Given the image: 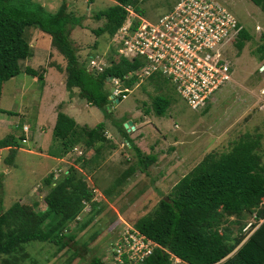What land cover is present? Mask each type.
Returning <instances> with one entry per match:
<instances>
[{
    "label": "trees",
    "instance_id": "obj_1",
    "mask_svg": "<svg viewBox=\"0 0 264 264\" xmlns=\"http://www.w3.org/2000/svg\"><path fill=\"white\" fill-rule=\"evenodd\" d=\"M88 1L91 3L93 0ZM250 1L264 13V0ZM140 2L113 0V4L97 11L93 16L97 20L103 19V23L93 30L95 35L105 36L109 41L126 19L129 7L138 14H144ZM68 5L67 0H62L55 10H49L38 0H0V97L3 83L18 75L21 69L40 81L42 86L47 65L62 70L54 61L46 62V67L44 64L37 69L29 65L19 66V61L32 56L27 38L30 28L50 36L51 46L66 61L63 68L65 89L72 91L77 88L78 95L89 105L106 109L115 101L109 97L110 92L106 89L110 76L120 78L129 88L138 83L136 75L124 78L137 70L138 61L123 58L112 48L107 52L110 65L103 72L93 74L86 69L85 63L78 58L71 36L72 30L81 25L83 16L70 10ZM250 37L242 26L234 41L235 47L241 50ZM92 46L95 50L90 55L98 53V41L95 40ZM145 80L158 91L152 97L151 110L158 116L164 115L172 104L175 89L158 74ZM164 88L165 93L162 92ZM118 98L120 101L121 97ZM1 112L4 111L0 108ZM56 112L52 129V136L60 141V149L54 153L56 157L66 155L78 144L85 150H92L93 154L89 158L78 157L76 166H69L57 177L50 172L43 178L48 190L42 209H36L32 201H15L3 210L0 184V264H18L22 261L28 255L24 247L30 241L52 244L56 246V252L70 247L69 262L83 257L81 248L89 251L86 241L81 248L76 247L77 233L94 223L96 215L104 209L106 200L92 199L91 184L96 185L87 180L81 170L87 169L86 163H93L102 157L105 148L112 149L115 144L105 136L104 122L92 127L79 125L61 110V104H58ZM119 130L134 150L135 161L124 168L106 189L100 190L96 186L105 196L126 185L138 169L147 174L149 166L156 161L154 154L144 153L133 144L122 123ZM21 131L24 132L23 125ZM25 136V133L24 136L20 135V140ZM261 137L259 133H245L227 151L212 149L206 152L150 211L139 217L132 226L155 242L156 246L151 255L134 264H173L175 258L180 260V264H264V162L259 152ZM19 148L20 144L13 133L0 139V150L8 151L4 158L7 164L13 163ZM154 190L159 189L155 187ZM85 201L90 203L87 211ZM248 215L253 217L251 227L255 229L241 243L245 236L242 229L247 223L243 220ZM230 216L234 217L233 221L228 220ZM224 221L231 225L238 224V235H232V227L221 226ZM97 231L92 234L91 240L96 238ZM110 243L112 249L115 242ZM122 258L124 264H129L126 254ZM111 260L115 261L113 255ZM90 263L103 264L101 255H92Z\"/></svg>",
    "mask_w": 264,
    "mask_h": 264
},
{
    "label": "rangeland",
    "instance_id": "obj_2",
    "mask_svg": "<svg viewBox=\"0 0 264 264\" xmlns=\"http://www.w3.org/2000/svg\"><path fill=\"white\" fill-rule=\"evenodd\" d=\"M61 1L54 0L52 9L55 10ZM176 1L141 0L140 7L144 11L142 16L148 21L158 19ZM218 1L230 9L240 25L251 36L245 41L241 50L235 46L231 48L229 45L227 56L232 68V80L224 83L215 92L214 99L208 102L206 109H192L176 91H173L172 104L162 116L156 115L150 108L152 97L158 91L152 83L146 80L134 84L126 98L112 102L106 109L89 105L77 94L76 89L73 94H70L71 91H67L64 86L63 68L66 61L51 46L50 36L36 28H30L27 31L32 56L19 61V66L29 65L37 69L44 66L45 62L54 61L62 67V70L58 72L53 67L49 71L47 80L52 82L50 83L52 91L43 88L40 81L26 74L22 69L18 75L3 83L0 108L4 112L0 113V139L8 133H13L20 144L12 164L4 161L8 154L7 149L0 150L3 210L15 201H32L36 204V209L43 208L45 206L44 195L48 190L43 178L50 172H54V169L58 171L63 169L56 167L51 171L57 160L48 156L56 157L54 153L60 149V141L52 136L53 128L40 131L36 125L38 110L40 114L45 112L46 121H51L49 114L54 101L63 99V111L68 112L79 125L92 127L98 122H104L110 130V135L116 140L115 142L112 138H108L117 147L105 148L102 157L100 156L93 163H86L87 169L83 168L87 179L94 182L96 186L98 185L100 190L111 185L122 170L135 161L134 150L126 143L119 130L121 123L124 127V123L128 120L133 122L136 131L135 129L128 131L125 127L124 129L129 136L132 134V140L144 139L143 147L150 154L156 155L158 163L155 166L150 165L147 174L138 169L129 181L133 183V187L126 193H123V190L128 187L129 183L116 188L113 194L108 196L104 194L103 200H106L104 209L96 215L90 227L77 233L76 247L81 248L84 241L89 245V251L81 248L80 253L83 257H76L69 262L70 247H67L68 252L67 249L56 252V246L52 244L30 241L24 247L28 255L18 264H91L90 258L94 254L101 255L103 264H115L111 260L110 242L115 241L119 228L125 225L131 227L139 217L150 211L157 201L203 158L206 152L212 149L219 152L227 151L232 143L243 134L259 133L262 136L259 152L264 162V13L250 0ZM68 2L70 10L83 16L81 25L72 30L71 36L79 60L85 63L88 56L95 50L92 46L95 40L98 41L96 49L99 54L107 49V37H97L93 31L102 25L103 19L97 20L93 15L113 4V0H93L91 3L88 0H68ZM56 72H58V78ZM111 88L110 83H106V89L111 90ZM164 90L165 88L162 92L165 93ZM72 109L78 110L77 114L72 112ZM147 109L149 112H146ZM7 119L10 124L4 126L2 123ZM139 119H143L144 123L139 124ZM24 124L28 125L29 135L27 141L22 143L19 136H24V132L21 131ZM191 130H196V133L192 132L193 139L196 142L200 140L201 143L198 142L186 149L182 143L178 146L181 151L173 152V148H169V144L174 141L173 137L183 140L184 134L191 136ZM141 133L143 138H141ZM78 145L84 151L85 148L81 144ZM88 152L87 154L92 153V151ZM177 155L180 157L185 155V161L176 162ZM76 156L74 154L71 158ZM64 163L66 167L72 165ZM56 175L60 173H54V177H57ZM161 177H165L164 181L157 180L159 190L154 192L151 189L156 182L154 179ZM137 190L140 191L139 195L136 194ZM86 209H89V205ZM228 220L233 221L234 217L230 216ZM252 220L253 217L248 215L243 222ZM221 226L232 227V235H238V224L231 225L224 221ZM96 231L98 232L96 238L91 240L92 234ZM242 231L245 236L241 243L252 233L251 229H242ZM179 262L180 260L176 258L173 264H180Z\"/></svg>",
    "mask_w": 264,
    "mask_h": 264
},
{
    "label": "built area",
    "instance_id": "obj_3",
    "mask_svg": "<svg viewBox=\"0 0 264 264\" xmlns=\"http://www.w3.org/2000/svg\"><path fill=\"white\" fill-rule=\"evenodd\" d=\"M240 30L235 15L218 0H177L168 11L151 21L129 7L126 19L109 38L107 49L90 55L86 69L93 74L103 72L110 65L107 52L112 48L121 57L138 61L137 70L124 78L136 75L141 82L149 76L161 75L192 109H204L215 92L232 80L227 52L229 45L234 46ZM107 82L112 87L111 97L126 98L130 89L120 78L110 76ZM28 130L23 125L25 135ZM21 141L25 143L27 136ZM73 152L83 153L78 147H73ZM91 187L93 200L104 198L98 188ZM84 203L85 210H89L86 209L89 202ZM252 223L253 220L248 221L243 230L253 232ZM114 242L110 252L115 264H124L123 254L127 255L129 264L141 262L156 246L136 228L126 225Z\"/></svg>",
    "mask_w": 264,
    "mask_h": 264
},
{
    "label": "crops",
    "instance_id": "obj_4",
    "mask_svg": "<svg viewBox=\"0 0 264 264\" xmlns=\"http://www.w3.org/2000/svg\"><path fill=\"white\" fill-rule=\"evenodd\" d=\"M68 1V0H67ZM54 2V0H43L41 3L43 4V5H45L46 7H48V9L49 10H53L52 9V3ZM68 4H69V2H68ZM69 6V5H68ZM72 10V9H71ZM72 11H74V10H72ZM77 15H80V14H78L76 11H74ZM46 65H47V63L45 62V67H46ZM65 66V65H64ZM53 67H49L48 65H47V68H46V70H45V72H44V85H43V88H45L46 90L47 89H51L50 88V83L52 84V82H49L48 80H47V76H48V74H49V71H50V69H52ZM56 69V68H55ZM57 70V69H56ZM58 71V70H57ZM58 72H60V71H58ZM58 72H56L57 73V78L59 77V75H58ZM48 86V87H47ZM74 89H76V91H77V94H78V89L77 88H74ZM72 90L71 92H69L70 94H73L74 92H75V90ZM50 91H52V90H50ZM45 92V91H44ZM43 92V93H44ZM53 95V94H52ZM73 99V98H72ZM214 99V97L212 98V100ZM58 104H61V110L63 111V99L62 100H59V101H57V102H53V105H52V110H51V113L49 114V119H51V121H46V119H45V112H43L42 114H40L39 113V110L37 111V116H38V118H37V120H36V122H37V126H38V128H39V130L40 131H42V130H47V129H52L53 128V126H54V123H55V118H56V114H57V112L55 111V109H57V106H58ZM71 104V103H70ZM69 104V105H70ZM71 106H73V105H71ZM68 109H69V107H67ZM54 110V111H53ZM72 112H76V114H77V111L78 110H76V109H72L71 110ZM70 111V112H71ZM53 112V113H52ZM65 113H67L68 115H69V113L68 112H65ZM144 116H147V115H144ZM143 120V119H142ZM141 119H139L138 121H139V124H142V123H144V121H142ZM49 122L51 123V124H49ZM4 126H6V125H9L10 124V121L7 119V120H4L3 121V123H2ZM24 125H27V124H24ZM28 126V125H27ZM105 127H106V130H105V132L108 134V135H110V130L108 129V126L105 124ZM134 129H135V131L137 130L136 129V127L134 126ZM130 131V130H129ZM140 131H138V133H139ZM192 132H194V133H196V130H191L190 131V135L191 136H186L185 134H184V139L183 140H181L180 138H177V137H173V142L171 143V144H169L170 145V149H172L173 148V152H177V151H181L180 149H178V146L180 145V144H184L185 145V147H184V149H186V148H191V147H193L194 145H196V143H198V142H200V140L198 141V142H196L195 141V139H193V133ZM111 136V135H110ZM130 137V139H132V134H131V136H129ZM111 138H112V136H111ZM141 138H143L142 137V133H141ZM113 139V138H112ZM197 139V138H196ZM114 140V139H113ZM144 139H137V140H132L133 141V144H135L137 147H139L140 149H141V151H143V152H145V153H149L144 147H143V143H144V141H143ZM198 140V139H197ZM115 142H116V140H114ZM201 143V142H200ZM115 147H117L116 145H114ZM114 147V148H115ZM174 149H175V151H174ZM183 149V150H184ZM1 150H3V149H1ZM87 152L88 151H92V150H86ZM87 152H86V155H87V157L89 158V157H91L92 156V154H93V151H92V153L90 152V154H87ZM89 153V152H88ZM155 155V154H154ZM188 156H190L191 154H187ZM48 156V155H47ZM156 156V155H155ZM48 157H50V158H52V159H54V158H56V160H57V162H56V164H55V166L54 167H52L51 168V171L54 169V168H63L62 170H66L68 167H66V164L64 163V162H66V163H71V164H74V162L76 161V159L74 158V160H72L71 159V155H69V154H66V155H64V156H62V157H54V156H48ZM185 159H186V157H185V155H183L182 157H180L179 155H177L176 157H175V160H176V162H184L185 161ZM157 163H158V161H155V163L153 164L154 166L155 165H157ZM70 164V165H71ZM49 172V171H48ZM95 172V171H94ZM164 178L165 177H161V178H155L154 180H156V182H155V185H153L152 187H151V189H153V191L155 192V190H154V188L155 187H157V180H159V181H161V182H163L164 181ZM129 183V182H128ZM127 183V184H128ZM125 186V185H124ZM133 187V183H129V185H128V187L127 188H125V190H123V193H126L127 191H128V189H130V188H132ZM142 193H144V192H142ZM136 194L137 195H139L140 194V191L139 190H137L136 191ZM44 208V207H43ZM42 209V208H41Z\"/></svg>",
    "mask_w": 264,
    "mask_h": 264
},
{
    "label": "clouds",
    "instance_id": "obj_5",
    "mask_svg": "<svg viewBox=\"0 0 264 264\" xmlns=\"http://www.w3.org/2000/svg\"><path fill=\"white\" fill-rule=\"evenodd\" d=\"M240 24V23H239ZM241 27H242V25H241ZM235 46V45H234ZM90 56V55H89ZM89 56H88V58H87V60H86V62H85V66H86V64H87V61H88V59H89ZM108 83V82H107ZM138 83H140V81H138ZM137 83V84H138ZM123 85H124V83H123ZM125 86V85H124ZM126 87V86H125ZM129 88V87H128ZM130 90H131V88H129ZM263 91H264V88H263ZM109 92H110V90H109ZM129 92V91H128ZM127 92V93H128ZM127 93H126V95H127ZM120 96V95H119ZM109 97L111 98V99H114L115 101L116 100H118L119 101V98H118V96H115V97H111V93H110V95H109ZM121 97V96H120ZM121 99H124V98H121ZM133 130H134V127L132 128ZM131 129V130H132ZM28 132H29V130H28ZM28 132H27V138H28ZM104 134H105V136L107 137V138H111V136L110 135H108L106 132H104ZM74 147H78L79 149H81V147H79V145H76V146H74ZM83 149V148H82ZM81 149V150H82ZM82 155H78V154H76V152H73V147H72V149L67 153V154H69V155H74V154H76L77 156L75 157V159H77L78 157H83V156H85V157H87V155H86V151H85V149H84V151L82 150ZM72 160L74 159V158H71ZM71 166H73V164L71 165ZM74 166H76V163L74 162ZM81 170V169H80ZM54 171V173H55V171H56V169H54L53 170ZM61 171H64V170H60L59 172H58V174L59 173H61ZM82 172H83V170H81ZM83 174L85 175V177L87 178V174L85 173V172H83ZM54 175V174H53ZM87 180H89V179H87ZM90 181V180H89ZM94 186V184H91V186ZM96 187V186H95ZM103 196H104V194H103ZM86 202V201H85ZM89 205H90V203H89ZM254 231V230H253ZM175 260V259H174Z\"/></svg>",
    "mask_w": 264,
    "mask_h": 264
},
{
    "label": "water",
    "instance_id": "obj_6",
    "mask_svg": "<svg viewBox=\"0 0 264 264\" xmlns=\"http://www.w3.org/2000/svg\"><path fill=\"white\" fill-rule=\"evenodd\" d=\"M116 102H118V100H116ZM124 127L128 131L131 130L134 127L133 122L131 120H128L127 122L124 123Z\"/></svg>",
    "mask_w": 264,
    "mask_h": 264
}]
</instances>
